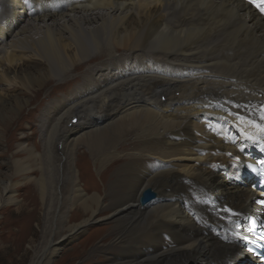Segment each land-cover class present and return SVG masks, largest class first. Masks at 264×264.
<instances>
[{"label": "bare ground", "instance_id": "obj_1", "mask_svg": "<svg viewBox=\"0 0 264 264\" xmlns=\"http://www.w3.org/2000/svg\"><path fill=\"white\" fill-rule=\"evenodd\" d=\"M0 76L22 90L0 94L6 152L34 97L57 99L36 120L40 150L12 154L46 218L29 264L106 220L113 236L96 249L118 247L107 264L253 262L244 239L264 216L249 167L264 152V18L242 0H0ZM73 154L76 168L92 160L96 183L77 181ZM8 179L0 173V205L16 200ZM146 188L156 196L141 204Z\"/></svg>", "mask_w": 264, "mask_h": 264}, {"label": "rangeland", "instance_id": "obj_2", "mask_svg": "<svg viewBox=\"0 0 264 264\" xmlns=\"http://www.w3.org/2000/svg\"><path fill=\"white\" fill-rule=\"evenodd\" d=\"M107 58L108 57H103L101 61L108 62L109 60H106ZM134 61V58L131 59V62ZM36 67L39 69L41 68L40 65H37ZM74 75H77V73H75ZM2 78L3 77L0 76L1 95L11 94L17 96L19 92H22L21 87L18 86L16 82V79H10L11 81H7L6 79L3 80L4 78ZM54 83L55 82L52 81L49 83V85H54ZM44 94L45 91H43V93L39 92L35 97L34 94H31L32 96L30 98L33 99L32 97H34V100L36 101L30 104L25 109L23 116L20 117L22 120L21 129L19 128L15 130V137L17 138V140L14 141L13 149L6 152L7 144L4 141L5 138H2L0 134V173H7L9 175L8 180L11 181V184H15V186L13 187V198L16 199L11 203L6 202V204L0 205V264H29L34 249L39 247L43 243V231L46 230L44 229V224L46 223V218L44 217L45 212L39 205L38 197H36L35 195L33 186L30 187V184H28L27 182L25 184V181L21 178V176H14L13 160L17 155L12 156V154L16 153L17 144L22 143L24 147L29 146L35 150L34 146H37L38 151L40 150V146H42V140L40 137L39 128L36 126V120L41 119L40 117L44 114L48 103L57 100L48 98L44 96ZM26 95L28 94L26 93L23 96L26 97ZM58 95L62 96L63 94L59 93ZM18 97L21 98V95H19ZM12 115V119H14L16 116L18 117L17 112L13 113ZM73 121H75L74 118L71 122ZM32 122H34L33 126ZM210 126L212 128H215L213 124H211ZM131 136L132 135L129 136L128 134V139L134 138ZM84 150H87L85 145L78 147L75 152H82ZM4 151L5 154H3ZM75 161L76 156L73 154L72 168L73 174H75L74 176L77 177V181L79 182V177L77 176V174L79 173L85 183L90 184L92 181L93 183H96L97 178L96 176H93L94 172L91 166L92 160L88 156H85V158L80 159L78 168L75 167ZM56 164L57 162L55 163V165ZM56 171L57 168H55V172ZM60 175L61 181L59 182L58 187L59 189L61 188V194L59 195V197L64 194L62 187L65 180L63 172H60ZM31 176H37V172L34 171ZM3 179L5 178H2V180ZM7 194L8 192L6 193V195ZM6 195L2 196L4 200L6 199ZM71 211L72 209L68 210L66 212V216L70 215ZM51 213L49 212L47 215L50 220L52 218ZM26 223L27 227H25ZM113 227L114 223L107 220L96 222L87 226L83 231L79 232L73 238L68 240L67 243L53 255V257L47 264H107L106 262L108 261V258L112 256L114 252L116 253V251H118L117 245L109 247L107 246L113 236ZM108 231H110L108 239L109 241L107 240L106 243H103L105 244L106 248L96 249V247L102 245V242H105V237L101 240L100 238L104 236ZM92 244H95L94 250V247H91ZM110 247L112 248V250L110 249ZM113 249L116 251H114ZM214 260L220 263L222 262L223 258L221 259V256L217 255V257H214ZM187 264L203 263L198 260H192Z\"/></svg>", "mask_w": 264, "mask_h": 264}, {"label": "snow or ice", "instance_id": "obj_3", "mask_svg": "<svg viewBox=\"0 0 264 264\" xmlns=\"http://www.w3.org/2000/svg\"><path fill=\"white\" fill-rule=\"evenodd\" d=\"M247 2L253 6L260 13V15L264 16V0H247ZM261 119L264 120V106H262ZM247 138L251 139L252 137L248 136ZM262 150H264V146H262ZM260 163L264 165V161H260ZM262 195H264V193H262ZM259 203L264 204V200L259 201Z\"/></svg>", "mask_w": 264, "mask_h": 264}, {"label": "water", "instance_id": "obj_4", "mask_svg": "<svg viewBox=\"0 0 264 264\" xmlns=\"http://www.w3.org/2000/svg\"><path fill=\"white\" fill-rule=\"evenodd\" d=\"M141 195L142 196L140 197V202L141 204H144L145 201H147L151 197H154L156 194H154V192L150 188H146Z\"/></svg>", "mask_w": 264, "mask_h": 264}]
</instances>
